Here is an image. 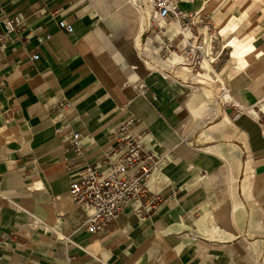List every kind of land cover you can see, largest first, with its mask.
Instances as JSON below:
<instances>
[{
    "label": "crops",
    "instance_id": "1",
    "mask_svg": "<svg viewBox=\"0 0 264 264\" xmlns=\"http://www.w3.org/2000/svg\"><path fill=\"white\" fill-rule=\"evenodd\" d=\"M243 1L180 4L196 22L213 25L221 14L220 35L226 13L219 6L246 7L234 17L232 54L219 69L232 104L218 97L201 136L194 95L110 48L101 14H111L110 0H0V37L4 21L20 17L19 31L0 40V264L264 261V0ZM133 2L113 4L112 28L126 55L142 16ZM126 123L160 159L148 181L147 199L156 204L132 202L116 223L91 234L70 186L116 148L114 134ZM75 133L85 151L78 158L70 149ZM238 228L255 241L240 239Z\"/></svg>",
    "mask_w": 264,
    "mask_h": 264
},
{
    "label": "built area",
    "instance_id": "2",
    "mask_svg": "<svg viewBox=\"0 0 264 264\" xmlns=\"http://www.w3.org/2000/svg\"><path fill=\"white\" fill-rule=\"evenodd\" d=\"M140 1L150 10L146 12V40L141 39L142 48L136 52L146 73L171 78L190 94L205 95L204 90L213 89L219 90L220 98L228 97L219 69L232 53L214 26L209 22H196L193 16L185 14L180 9L182 0ZM4 24L6 32L0 40L19 31L20 17L7 18ZM59 27L67 33L74 32V27L66 21H60ZM38 58V55L32 57L33 60ZM137 89L140 93L146 92L143 83ZM223 103L232 104V100L224 99ZM114 138L116 148L102 161L79 170L69 190L75 204L86 213V225L91 234L116 223L132 202L146 199V207L156 204L155 198L147 199L148 181L160 170V159L144 147L140 138L132 136L127 123L118 127ZM70 149L77 158L84 154L81 134H73ZM69 165L73 166L74 162L70 160Z\"/></svg>",
    "mask_w": 264,
    "mask_h": 264
},
{
    "label": "rangeland",
    "instance_id": "3",
    "mask_svg": "<svg viewBox=\"0 0 264 264\" xmlns=\"http://www.w3.org/2000/svg\"><path fill=\"white\" fill-rule=\"evenodd\" d=\"M141 2H143V1L139 2V0H136V1L134 0V2H133L134 5H135L134 8L137 9L142 16H141V19H140V22H139V27H138V29L136 31V37L126 40V45L129 46V47H132L130 53H128L127 55L124 54L121 51V49H120V42H122L121 41L122 37H120L117 34L115 35L114 30L112 28V24L114 23V20H115V15L113 13H115V10H116L114 5H113L114 4V0H110V4L112 5L110 7L111 14H107V13H104V12L101 13L99 11L103 15V17L107 19V25H108V27L110 29V33H111V36H109L110 37V42H111L109 44L110 48L111 49H115L116 53H118L121 56H123L124 58H126L127 61H129V64H131L130 66L133 67V68L134 67L135 68L136 67L140 68L141 64L138 61V58L136 56V52H137V49L141 50V48H142L141 39L143 38L144 40H146V33L148 31L147 23H146V17L148 15V13H146V12L150 11V10H149V8H147L148 6L146 7V5H144V6L141 5ZM226 2H228V0H226ZM231 2H240V3L243 4L246 1H243V0H231ZM143 7L145 8L144 10H143ZM219 9H221L222 11L224 10V14L226 13L223 16L224 21L221 23L223 25V27H225V31H224L223 34H221V36H222L221 38L225 41L224 44H226V43H229L230 39H232L234 36L237 35V34H234V35L232 34L231 35V33H233L232 30H231L232 23L237 22L236 18H234V17L235 16L239 17L240 14L242 15V11H243V9H246V7H238L237 8L235 6L222 5V6H219ZM219 9L215 12V14L217 12L219 13ZM220 15L221 14H219L218 16H214L213 17V26H214V28H215V30L217 32H220V30L222 28L221 25H219V23H218L219 22L218 18H219ZM148 35L149 34H147V36ZM219 93H220L219 90L216 91V90H213V89H209V90H204V94L205 95L200 94V92L192 94V95H194L193 96L194 100H192L193 101L192 104H194V106L195 105L196 106L202 105L201 109H199V111H197L195 116H193V119H194L193 123L199 125L201 136H203L204 130L206 129V127L209 125V123L211 121L210 119L209 120L207 119L208 120L207 121L204 118H205L207 112H209V110L211 108V105H214L216 100L218 99V97H221L219 95ZM222 104H223V102H222ZM263 107H264V101L261 102V104L259 105V108L261 110H263V112H264ZM216 108H217V111L219 112V109L221 108V106L219 105ZM262 123L264 125V122H262ZM240 206L242 207V204ZM240 226H241V224H240ZM239 228L241 229V227H239ZM239 228H238L239 232L237 234L240 233V236H241L240 239H243L244 241H247V238L251 237L252 238L251 242L255 241L256 238H255V234L254 233L249 232L250 235L246 237V236H244L242 234V231H240ZM249 242H250V239H249Z\"/></svg>",
    "mask_w": 264,
    "mask_h": 264
}]
</instances>
